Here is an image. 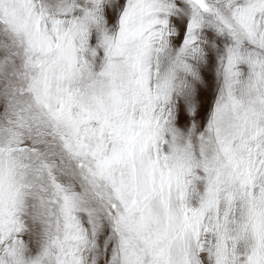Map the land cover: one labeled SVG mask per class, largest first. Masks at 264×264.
<instances>
[{"label":"snow or ice","instance_id":"6c2138e0","mask_svg":"<svg viewBox=\"0 0 264 264\" xmlns=\"http://www.w3.org/2000/svg\"><path fill=\"white\" fill-rule=\"evenodd\" d=\"M0 264H264V0H0Z\"/></svg>","mask_w":264,"mask_h":264}]
</instances>
